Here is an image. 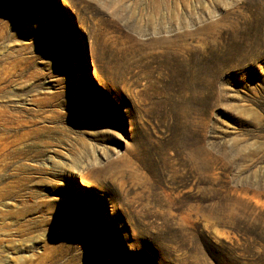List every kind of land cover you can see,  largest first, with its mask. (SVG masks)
I'll return each mask as SVG.
<instances>
[{"label":"rangeland","instance_id":"1","mask_svg":"<svg viewBox=\"0 0 264 264\" xmlns=\"http://www.w3.org/2000/svg\"><path fill=\"white\" fill-rule=\"evenodd\" d=\"M0 258L264 264V0H0Z\"/></svg>","mask_w":264,"mask_h":264},{"label":"bare ground","instance_id":"2","mask_svg":"<svg viewBox=\"0 0 264 264\" xmlns=\"http://www.w3.org/2000/svg\"><path fill=\"white\" fill-rule=\"evenodd\" d=\"M75 169V168H74ZM79 169H77V171H78ZM83 182H85V181H82V185H84V186H88V183H83ZM6 260H4V259H1L0 258V264H7V262H5Z\"/></svg>","mask_w":264,"mask_h":264}]
</instances>
